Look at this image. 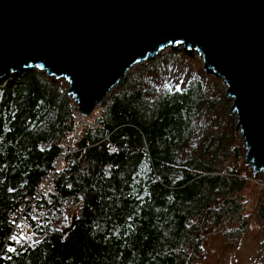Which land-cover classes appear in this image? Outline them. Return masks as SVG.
<instances>
[{
  "label": "trees",
  "instance_id": "1",
  "mask_svg": "<svg viewBox=\"0 0 264 264\" xmlns=\"http://www.w3.org/2000/svg\"><path fill=\"white\" fill-rule=\"evenodd\" d=\"M204 77L182 85L162 74L131 75L58 172L81 127L68 87L38 70L0 82V264H194L207 221L242 225L250 176L239 165L237 137L205 118L219 102L229 106L209 94ZM51 174V193L34 209L53 213L54 227L38 226V242L30 236L4 248L15 214ZM71 202L79 210L68 222ZM254 208L264 225V192Z\"/></svg>",
  "mask_w": 264,
  "mask_h": 264
},
{
  "label": "water",
  "instance_id": "2",
  "mask_svg": "<svg viewBox=\"0 0 264 264\" xmlns=\"http://www.w3.org/2000/svg\"><path fill=\"white\" fill-rule=\"evenodd\" d=\"M178 46L225 82L245 164L264 175V0H0V82L38 70L86 116Z\"/></svg>",
  "mask_w": 264,
  "mask_h": 264
},
{
  "label": "rangeland",
  "instance_id": "3",
  "mask_svg": "<svg viewBox=\"0 0 264 264\" xmlns=\"http://www.w3.org/2000/svg\"><path fill=\"white\" fill-rule=\"evenodd\" d=\"M148 65L149 68L144 70ZM146 74H149L151 78H154L157 74H162L165 78L170 79V81L173 79L176 83L180 82L182 85H184L189 78L206 76L204 79L208 81V85L212 84V90L209 94L213 93L218 99L224 97V104L226 102L230 107H228L227 110H229V112L231 111L232 104L230 100L226 98L228 87L222 79L215 77L213 73L205 71L203 57L197 52H186L183 46H178L175 49L169 48L156 56L155 59L148 61L147 64L134 67L128 73L124 82L128 80L131 75L142 76ZM62 82L65 84L64 81ZM119 87H116L110 96H112ZM110 96L107 99H109ZM218 105L216 111L213 112L214 115L211 116V113L205 118H209L208 120L213 122L215 127L219 129L225 128L228 134L232 132L238 139L236 143L237 146L242 147L241 154H243L244 158L239 161V165H243L245 170L244 173L246 176H250L249 184L241 194L245 212L241 214L243 220L242 225L240 223L232 225H213L210 221H207L201 233L202 238L195 254V260L193 261L194 264H264V225L260 223L254 208L260 194L264 192V175L260 173L255 177L254 171L246 166L241 135L236 131L235 115L231 117L229 115L230 113L226 112V109L221 108V102H219ZM99 109H101V107L95 109V111L87 117L95 121L100 117L101 113ZM80 116L86 115L80 113ZM230 162L231 164H235L233 159ZM78 210V204L75 205L72 202L68 203L65 215L66 220L71 222L73 214ZM42 215L46 217L45 214ZM195 223L202 227L201 222L195 221ZM21 235V237L14 235L11 230L4 248L10 245L12 241L21 245L24 244L25 241L31 239V235L27 233L22 232Z\"/></svg>",
  "mask_w": 264,
  "mask_h": 264
},
{
  "label": "built area",
  "instance_id": "4",
  "mask_svg": "<svg viewBox=\"0 0 264 264\" xmlns=\"http://www.w3.org/2000/svg\"><path fill=\"white\" fill-rule=\"evenodd\" d=\"M74 118L76 121L79 122L81 127L78 129L73 130V138L68 141L65 145L64 150L62 151L61 155L56 161V172L63 166L65 159L75 152H79L78 150L74 149L75 142L80 136L82 129L85 127H95L97 124L95 121H91L87 116H80L79 112L74 113ZM49 193H51L50 188H39L33 198H29L25 201L24 204L20 207L18 212L15 214L16 221L14 223L13 234L16 235V232L20 230L23 226V229L26 230L29 227V224L32 222L35 224L34 229L32 230L31 238L33 242H38L42 240L43 235L36 234V228L40 225L47 224L54 227V223L52 221L53 213H49L44 217L39 211L34 209V205L43 200L44 198L48 197ZM23 230V232H24ZM10 245H17L14 241L11 242ZM8 245L7 247H9ZM4 258L7 261H12L13 255L10 252L3 253Z\"/></svg>",
  "mask_w": 264,
  "mask_h": 264
},
{
  "label": "bare ground",
  "instance_id": "5",
  "mask_svg": "<svg viewBox=\"0 0 264 264\" xmlns=\"http://www.w3.org/2000/svg\"><path fill=\"white\" fill-rule=\"evenodd\" d=\"M127 77V76H126ZM126 79V78H125ZM122 83H124V81L122 82ZM122 83H120V84H118V87L122 84ZM116 88V87H115ZM114 88V89H115ZM109 97V96H108ZM107 97V98H108ZM107 98L105 99V101L107 100ZM104 101V102H105ZM104 102L102 103V104H100L98 107H101L103 104H104ZM97 107V108H98ZM97 108H95V109H97ZM95 111V110H94ZM53 180V174H51L47 179H46V181H45V183H44V185L42 186V188H50L51 187V181Z\"/></svg>",
  "mask_w": 264,
  "mask_h": 264
}]
</instances>
